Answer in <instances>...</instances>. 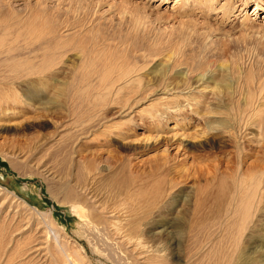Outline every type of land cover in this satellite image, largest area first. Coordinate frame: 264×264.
I'll use <instances>...</instances> for the list:
<instances>
[{
  "label": "rangeland",
  "instance_id": "obj_1",
  "mask_svg": "<svg viewBox=\"0 0 264 264\" xmlns=\"http://www.w3.org/2000/svg\"><path fill=\"white\" fill-rule=\"evenodd\" d=\"M245 1L0 0V264H264Z\"/></svg>",
  "mask_w": 264,
  "mask_h": 264
},
{
  "label": "bare ground",
  "instance_id": "obj_2",
  "mask_svg": "<svg viewBox=\"0 0 264 264\" xmlns=\"http://www.w3.org/2000/svg\"><path fill=\"white\" fill-rule=\"evenodd\" d=\"M245 2H248V1L246 0ZM111 213L113 215L115 214V212H111ZM109 225H110L111 230L116 235V237L121 238L123 240L124 244L132 246L133 249L136 252H138V254H148V252L151 251V249L148 246L141 244L140 241L133 240L134 238L132 239L128 234H126L125 231L123 230V227H121L119 222L110 221ZM153 225L155 226L156 229H159L158 231L154 232V235H161V234L168 232L167 231V229L169 228L168 222L158 221V222L153 223ZM170 242H171V244H175V246H177V244H178V242L176 240H172Z\"/></svg>",
  "mask_w": 264,
  "mask_h": 264
}]
</instances>
